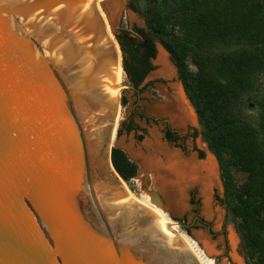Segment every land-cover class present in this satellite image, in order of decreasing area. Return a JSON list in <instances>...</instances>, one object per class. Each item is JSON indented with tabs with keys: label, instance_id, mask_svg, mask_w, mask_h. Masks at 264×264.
I'll return each mask as SVG.
<instances>
[{
	"label": "water",
	"instance_id": "water-1",
	"mask_svg": "<svg viewBox=\"0 0 264 264\" xmlns=\"http://www.w3.org/2000/svg\"><path fill=\"white\" fill-rule=\"evenodd\" d=\"M98 1L0 0V264H200L156 215L124 203L112 150L109 171L102 144L119 105L106 92L122 52Z\"/></svg>",
	"mask_w": 264,
	"mask_h": 264
},
{
	"label": "trees",
	"instance_id": "trees-1",
	"mask_svg": "<svg viewBox=\"0 0 264 264\" xmlns=\"http://www.w3.org/2000/svg\"><path fill=\"white\" fill-rule=\"evenodd\" d=\"M129 9L146 24L116 36L129 84H144L160 44L217 159L246 258L264 264V0H130ZM111 162L127 185L138 177L122 149H112Z\"/></svg>",
	"mask_w": 264,
	"mask_h": 264
},
{
	"label": "rangeland",
	"instance_id": "rangeland-1",
	"mask_svg": "<svg viewBox=\"0 0 264 264\" xmlns=\"http://www.w3.org/2000/svg\"><path fill=\"white\" fill-rule=\"evenodd\" d=\"M102 4L107 5L106 9L110 17L106 18L107 22L105 12L103 13L101 8ZM126 4L127 0H99L97 3L99 13L108 26H106L108 37L115 43L117 49L120 46L116 36L121 31H133L135 28L146 29L144 19L126 8ZM122 60L121 56V70L118 74L121 88L117 98L119 115L115 123L116 130L113 138L109 137L102 144L106 161H110V150L122 149L138 166V177L130 185L125 183L128 191L141 203H144L148 196L150 200L151 193L160 196L164 203L163 210L166 218L173 224L190 225L186 230L177 228L194 240L201 250H206L208 257L215 264H250L236 224L228 213L221 174L219 173L220 177L218 176L217 159L203 139L197 115L185 95L177 68L169 53L162 48L157 50L156 59L153 61L154 71L140 88V102L131 90L124 87L129 82L123 71ZM180 101L182 104L180 103L179 110L178 102ZM188 115L193 116L191 120ZM251 115L256 116V112H251ZM183 116L186 117L183 119ZM166 124L172 131L179 134L181 140L177 147L169 146L163 141L162 130ZM128 126L134 128L130 133L126 132ZM162 147H167L166 151ZM174 156L187 168L195 164L198 159L205 162V166L209 159L213 160L214 175L217 179L214 176V185L210 190L205 191L203 177H199L197 172L193 175L198 181L189 179V182H182L174 177L168 166ZM166 170L169 176L166 175ZM89 174L96 175V165H92L90 159ZM162 176L170 182H165ZM236 180L238 184H242L245 178L242 175H236ZM92 190L94 192L93 186ZM196 217L199 221L194 224Z\"/></svg>",
	"mask_w": 264,
	"mask_h": 264
},
{
	"label": "bare ground",
	"instance_id": "bare-ground-1",
	"mask_svg": "<svg viewBox=\"0 0 264 264\" xmlns=\"http://www.w3.org/2000/svg\"><path fill=\"white\" fill-rule=\"evenodd\" d=\"M99 11V10H98ZM100 12V11H99ZM104 12V11H103ZM103 17V16H102ZM104 19V18H103ZM107 26V25H106ZM108 27V26H107ZM121 70V67L118 66V74H119V71ZM120 84H121V81H120V78L118 76V89L116 90H113V91H109V92H106V94L110 97V99L114 100V101H117V98H118V94H119V89L121 88L120 87ZM181 101L178 102V105L180 108H178L179 110L181 109ZM185 105V104H184ZM183 105V106H184ZM183 109V108H182ZM186 109H184L185 111ZM188 113H189V110H187ZM187 113V112H186ZM182 114V113H181ZM184 114V113H183ZM190 114V113H189ZM187 116V114H185ZM186 116H183V119L184 117ZM193 116L191 115H188V118L191 120ZM187 120V119H186ZM193 122V121H192ZM115 130H116V124H115V129H114V132H113V135L115 133ZM87 138V151H88V155H89V159H90V162L92 163V165L94 164H98L100 163V159H99V153L97 152V144L92 142V139L90 136H86ZM163 148V147H162ZM165 151H166V147L163 148ZM162 149V150H163ZM173 162V163H172ZM172 162H169L168 165L169 166V171H171V173H173L174 177H176L178 180H181L182 182L185 181V182H189L188 180L190 179L191 180V175L193 174H196L197 172V168H194V169H188L187 167H185L184 165H182L180 162H178L177 158H175V156L172 158ZM213 160L209 159L208 163H207V166L208 168H206V175L204 176L203 175V187L205 188V191L208 192L211 188V186L214 185V174H215V169H214V166H213ZM148 163V162H147ZM108 168H109V171L112 172L116 177L117 175L115 174V171L110 163V161L108 162ZM161 169V168H160ZM165 172V171H164ZM167 172V173H166ZM166 175H168V171L166 170ZM170 173V174H171ZM198 173V172H197ZM199 175V173H198ZM169 176V175H168ZM194 176V175H193ZM197 176V175H196ZM172 177V175H171ZM172 177V178H174ZM195 177V176H194ZM201 177V176H200ZM162 178H166L165 176ZM193 178V177H192ZM169 179V177H168ZM196 179V178H195ZM173 180V179H172ZM176 180V179H175ZM174 180V181H175ZM177 180V181H178ZM194 180V178H193ZM176 181V182H177ZM165 182H168L167 179H165ZM164 182V184H165ZM170 182V181H169ZM168 182V183H169ZM179 182V181H178ZM180 183V182H179ZM167 184V183H166ZM175 184V182H174ZM178 184V183H177ZM216 184V183H215ZM171 186V185H170ZM169 186V187H170ZM123 187L126 189L127 193L129 194V199L127 201H124V203H127V202H137L139 203L140 205H142L143 207H145L146 209H148L151 213H153L154 215L157 216L158 218V225L159 224H163L167 227V229L171 232H173L175 235L179 236L181 239L184 240V242L190 247V249L193 251V253L195 254V256L197 257L198 261L200 264H215L214 261L212 259H210L208 257V253L206 250H201V248L198 246V244L192 240L190 237H188L185 233H183L182 231H180L178 228L179 226H177L176 224H173L171 221H169L167 218H166V214L164 212L163 209H159L157 208L156 206L153 205V203L151 202V199L149 200L148 197L147 199L145 200L144 203H141L139 202L136 197L130 193L127 189V186L126 185H123ZM156 207V208H155ZM178 227V228H177Z\"/></svg>",
	"mask_w": 264,
	"mask_h": 264
},
{
	"label": "flooded vegetation",
	"instance_id": "flooded-vegetation-1",
	"mask_svg": "<svg viewBox=\"0 0 264 264\" xmlns=\"http://www.w3.org/2000/svg\"><path fill=\"white\" fill-rule=\"evenodd\" d=\"M105 1H107V0H105ZM129 6H130V0H127V4H126V8H129ZM106 7H107V5L105 4L104 5V12H105V19L106 18H110L109 17V14H108V12H107V9H106ZM130 10V9H129ZM103 12V13H104ZM105 21V20H104ZM106 22H107V19H106ZM140 88H141V86L139 87V88H136L137 89V92L136 91H131V92H133V94L138 98V102H140L141 101V90H140ZM137 105V104H136ZM134 113L135 114H137L136 113V111L134 110ZM128 128H129V126L126 128V132L128 131ZM168 131H170L172 134H174L175 135V137L177 138L178 137V141L177 142H172V141H169L167 138H166V134H167V132ZM162 134H163V141L167 144V145H169V146H174V147H177L178 146V143L180 142V137H179V134L178 133H176V132H174V131H172V129L168 126V124H166V127L162 130ZM167 148V147H166ZM193 200V199H192ZM199 221V219H198V217H196L195 219H194V221H193V223L195 224V223H197ZM185 226H187V228H184L185 230L186 229H189V227H190V225L188 226V225H185Z\"/></svg>",
	"mask_w": 264,
	"mask_h": 264
},
{
	"label": "crops",
	"instance_id": "crops-1",
	"mask_svg": "<svg viewBox=\"0 0 264 264\" xmlns=\"http://www.w3.org/2000/svg\"><path fill=\"white\" fill-rule=\"evenodd\" d=\"M205 162H203L202 160H196L195 164H193L192 166H189L188 169H194V167L197 168V172L199 173V177L201 175V177H203V175H206L207 171H206V167L205 166ZM219 169H218V176H219ZM194 178V181H198L197 179H195V177L193 175H191V180ZM220 177V176H219ZM215 179H217V176L215 175Z\"/></svg>",
	"mask_w": 264,
	"mask_h": 264
},
{
	"label": "built area",
	"instance_id": "built-area-1",
	"mask_svg": "<svg viewBox=\"0 0 264 264\" xmlns=\"http://www.w3.org/2000/svg\"><path fill=\"white\" fill-rule=\"evenodd\" d=\"M181 229V228H180Z\"/></svg>",
	"mask_w": 264,
	"mask_h": 264
}]
</instances>
